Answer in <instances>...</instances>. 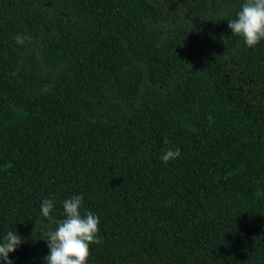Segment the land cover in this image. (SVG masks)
Returning a JSON list of instances; mask_svg holds the SVG:
<instances>
[{
  "label": "trees",
  "instance_id": "1",
  "mask_svg": "<svg viewBox=\"0 0 264 264\" xmlns=\"http://www.w3.org/2000/svg\"><path fill=\"white\" fill-rule=\"evenodd\" d=\"M243 2L0 0L13 264H45L74 195L100 219L87 264H264V40L232 34Z\"/></svg>",
  "mask_w": 264,
  "mask_h": 264
},
{
  "label": "clouds",
  "instance_id": "2",
  "mask_svg": "<svg viewBox=\"0 0 264 264\" xmlns=\"http://www.w3.org/2000/svg\"><path fill=\"white\" fill-rule=\"evenodd\" d=\"M232 34L240 36L249 48L255 47L264 40V0H244L236 18L228 22ZM14 39L18 44H24L28 37L17 34ZM210 121L212 117L208 118ZM166 143H170L166 141ZM181 155V150L169 148L161 156L166 165ZM83 196L74 195L62 202L65 217L54 221L55 230L42 234L50 250L45 264H87L91 255V245L100 243V219L92 212L81 213ZM54 203L44 199L41 213L45 218H52ZM26 241L15 231H8L0 242V262L13 264L9 254Z\"/></svg>",
  "mask_w": 264,
  "mask_h": 264
},
{
  "label": "rangeland",
  "instance_id": "3",
  "mask_svg": "<svg viewBox=\"0 0 264 264\" xmlns=\"http://www.w3.org/2000/svg\"><path fill=\"white\" fill-rule=\"evenodd\" d=\"M247 147H248V149L253 150V146L252 145H248Z\"/></svg>",
  "mask_w": 264,
  "mask_h": 264
}]
</instances>
